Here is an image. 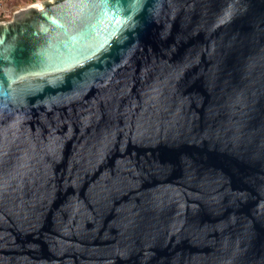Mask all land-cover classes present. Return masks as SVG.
I'll list each match as a JSON object with an SVG mask.
<instances>
[{
    "label": "water",
    "instance_id": "95a60500",
    "mask_svg": "<svg viewBox=\"0 0 264 264\" xmlns=\"http://www.w3.org/2000/svg\"><path fill=\"white\" fill-rule=\"evenodd\" d=\"M0 264H264V0L0 21Z\"/></svg>",
    "mask_w": 264,
    "mask_h": 264
},
{
    "label": "rangeland",
    "instance_id": "374dc122",
    "mask_svg": "<svg viewBox=\"0 0 264 264\" xmlns=\"http://www.w3.org/2000/svg\"><path fill=\"white\" fill-rule=\"evenodd\" d=\"M6 9L12 13L16 9L23 7L31 2V0H3ZM12 15V14H11Z\"/></svg>",
    "mask_w": 264,
    "mask_h": 264
},
{
    "label": "built area",
    "instance_id": "2783aa9c",
    "mask_svg": "<svg viewBox=\"0 0 264 264\" xmlns=\"http://www.w3.org/2000/svg\"><path fill=\"white\" fill-rule=\"evenodd\" d=\"M39 1H42V0H31V2L28 4H34V3L39 2ZM12 13H10L6 9L4 1L0 0V21L10 18Z\"/></svg>",
    "mask_w": 264,
    "mask_h": 264
}]
</instances>
